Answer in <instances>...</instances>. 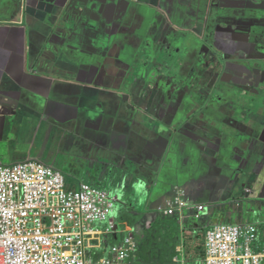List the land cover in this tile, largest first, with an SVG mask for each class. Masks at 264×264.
Listing matches in <instances>:
<instances>
[{"label":"crops","instance_id":"1","mask_svg":"<svg viewBox=\"0 0 264 264\" xmlns=\"http://www.w3.org/2000/svg\"><path fill=\"white\" fill-rule=\"evenodd\" d=\"M239 1L76 0L72 6V0H0V163L11 165L27 159H44L57 168L50 161L54 155L65 153L70 158L69 164L65 162L69 169H63L68 189L87 183L111 195H126V201L134 206L129 213L118 214L115 210L111 219L117 230L102 233L91 242L88 252L95 262L111 259V248L123 243L132 232L140 251L155 255L159 264L171 261L204 264L207 230L233 222V215L241 213V208H234L232 201L264 200V121L260 126L263 130L255 139L251 120L237 122L228 115L226 122L231 125L225 123V129L235 132L243 142L242 151H236L232 162L229 153L223 152L217 142H212V147L200 144L199 133L193 128L176 133L174 138L166 125H172L179 115L169 110L167 104L161 108L166 125L153 115L126 107V112L118 111L121 102L118 89L128 74L132 54L151 44L150 41L160 40L164 34L167 40L174 30L189 32L196 38L208 36L209 40L205 38L204 42L228 54V67L235 65L238 54L259 53L251 48V39L250 44L241 41L245 31L218 21L221 18L218 10L229 15ZM253 1L264 9V0ZM72 11L84 14L85 19L93 18L95 24L102 26L109 45L104 55L91 48L84 56L66 52L43 54L60 15L65 13L71 21L75 18ZM217 21V29L208 27ZM263 31L264 25L257 24L252 33L258 36ZM73 43L72 37L70 44ZM92 55L101 61L91 62ZM39 62L45 67L42 74L36 70ZM54 63L57 67L53 68L50 64ZM121 105L124 106L122 102ZM217 116L215 122H219L222 114L219 112ZM214 135L217 140L222 139ZM196 143L198 147L192 148ZM164 144H168L166 151ZM254 154L250 169L246 170L249 175L238 177L246 169V156ZM143 158L148 164L150 159L161 162L151 167V171L158 170V176L160 168L167 167L156 186L136 176L149 177V171H142L138 164ZM130 165L135 167L134 174L128 169ZM232 165L242 169L235 174L226 172ZM240 183L245 187L244 193ZM183 191L189 204H205L209 210L200 220L192 217L191 210L185 212L188 217L182 223L173 218L181 234L175 249L173 237L168 236L170 226L165 225L172 216L158 209L168 208V203ZM153 225L156 227L152 229ZM107 226L105 222L92 225L102 232ZM186 233L190 234L187 238ZM201 233L204 239H200ZM137 258V264L145 263L142 254Z\"/></svg>","mask_w":264,"mask_h":264},{"label":"water","instance_id":"2","mask_svg":"<svg viewBox=\"0 0 264 264\" xmlns=\"http://www.w3.org/2000/svg\"><path fill=\"white\" fill-rule=\"evenodd\" d=\"M75 1L72 0V6L76 4ZM218 11L221 14L218 21L224 26L235 25L236 28H240L239 31H245L241 41L250 44L251 39V48L261 54L255 53L252 56L238 54L235 65L228 67V54L218 52L212 43L210 45L204 42L205 38L209 40L208 36L199 35L196 38L189 32L174 30L175 33H172L169 40L164 34L160 40L150 41L151 44L145 45L144 49L132 54L129 67L127 66L128 74L124 75V80L118 89L120 101L124 105L122 106L119 102L118 111L124 113L126 107L137 113L153 115L159 122L166 125L167 120L164 119V110L161 108L162 104H167L169 110L179 115L172 125H166L172 131L174 138L176 133L186 128H193L199 133L197 136H199L200 144L209 147L212 142H217L219 148L226 150H222L223 152L229 153L233 162L236 151L242 149L243 142H240L239 135L235 132H228L225 129V123L231 125L230 122H226L228 115L237 122L245 123L251 120L255 139L263 130L260 126L261 121H264V31L255 36L252 30L257 24L264 25V9L253 0H240L229 15L223 10ZM72 14L75 18L71 21L66 19L65 13L60 15V22L57 23L52 36L42 49L43 54L66 52L84 56L87 55L88 48H91L95 53L104 55V49H107L109 45L102 26L95 24L93 18L85 19L82 13L76 15L72 11ZM218 21L215 25H208V27L217 29ZM72 37L74 43L70 44ZM258 38L259 41H257ZM157 41L161 43L157 44ZM91 60L93 63L101 61L93 55ZM49 63L45 64L49 65ZM50 65L53 68L57 67L55 63ZM36 70L42 74L45 70L44 64L39 62ZM59 73L62 74V72ZM219 112L222 118L218 120L219 122H215ZM214 134L222 139L217 140ZM199 143L193 144L192 148L198 147ZM164 145V151H166L168 144ZM254 158L255 154L246 156L248 162L246 169L240 168L242 173H238V177L249 175L250 172L246 170L247 167L250 169V161ZM150 160V164L146 159L138 162L142 171H149V177L146 178L142 174L136 176L140 181L156 186L167 167L162 166L158 176V170L151 171V167L160 165L161 162ZM238 167L232 165L230 169L226 168V172L235 174L240 171ZM128 169L131 174H134L133 165L128 166ZM240 188L244 193L245 187L242 183ZM236 191L238 192L239 189ZM112 195L116 198L115 209L118 214L133 210V204L126 201V195L116 193ZM241 210L244 211L245 216L258 214L255 212L253 202L249 203L245 199L242 201ZM233 216L235 218L240 215ZM128 221L131 223L130 220Z\"/></svg>","mask_w":264,"mask_h":264},{"label":"built area","instance_id":"3","mask_svg":"<svg viewBox=\"0 0 264 264\" xmlns=\"http://www.w3.org/2000/svg\"><path fill=\"white\" fill-rule=\"evenodd\" d=\"M67 177L40 159L11 165L0 163V264H126L138 241L130 232L123 243L113 246L111 259L95 262L88 250L102 233L117 230L111 219L115 196L107 190L82 183L67 187ZM185 192L159 208L180 223L192 211L200 220L209 210L191 205ZM108 223L104 232L92 227ZM204 264H264V225L224 223L205 235Z\"/></svg>","mask_w":264,"mask_h":264},{"label":"trees","instance_id":"4","mask_svg":"<svg viewBox=\"0 0 264 264\" xmlns=\"http://www.w3.org/2000/svg\"><path fill=\"white\" fill-rule=\"evenodd\" d=\"M170 218H171L170 220H168V217H164L163 219L168 220L165 223V225H169L170 226V231H169L168 236H172L173 237V240H174V248L177 249V247L179 246L180 241H181V234L179 232V228L178 227H177V230H176L175 220L173 218H177V221H178V217L172 216ZM159 226H163V225H159ZM155 227L156 226L153 225L152 226V229L155 228ZM139 248H140V246L138 245V247L136 249V252L133 253L132 257L130 258V260H128L126 262V264H137L138 263L137 256L141 257V254H142V258L144 259V261H145L146 264H150V263L151 264H159V262H157L154 259L156 257L155 255L149 256V255H147L145 253H142ZM175 249H173V250L175 251ZM175 254H176V252H175ZM151 258H153V259L151 260ZM162 261H165V259H163ZM145 263H143V264H145ZM170 264H175V263L173 261H171Z\"/></svg>","mask_w":264,"mask_h":264},{"label":"flooded vegetation","instance_id":"5","mask_svg":"<svg viewBox=\"0 0 264 264\" xmlns=\"http://www.w3.org/2000/svg\"><path fill=\"white\" fill-rule=\"evenodd\" d=\"M252 167L254 165H251ZM239 200H234L233 204H234V208H241L242 206V202L238 203ZM253 206L255 208V212H257L258 214L256 216H252V215H248L245 216L244 215V211L241 210V213L239 214L240 216L237 217L236 220L233 221V223H238V224H264V200H261L260 203H254L253 202ZM248 221H250V223H248Z\"/></svg>","mask_w":264,"mask_h":264},{"label":"rangeland","instance_id":"6","mask_svg":"<svg viewBox=\"0 0 264 264\" xmlns=\"http://www.w3.org/2000/svg\"><path fill=\"white\" fill-rule=\"evenodd\" d=\"M48 155H49V152H47V156L46 157H48ZM43 161H45L44 159H42ZM46 162V161H45ZM51 163H54L56 166H57V168L58 169H60L63 173H66L63 169L65 168V167H67L66 165H65V162L67 163V164H69L70 163V158H69V156L68 155H66L65 153H58L57 155H54L53 156V158H52V160L50 161ZM67 169H69V167H67ZM237 219V217H235L234 218V220H236ZM151 226V223L150 222H148L147 223V227H150ZM187 236H190V234L188 235V233H186V238H187ZM199 237H200V239H204V234L203 233H201L200 235H199ZM175 264H178V263H175Z\"/></svg>","mask_w":264,"mask_h":264}]
</instances>
